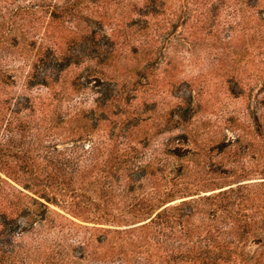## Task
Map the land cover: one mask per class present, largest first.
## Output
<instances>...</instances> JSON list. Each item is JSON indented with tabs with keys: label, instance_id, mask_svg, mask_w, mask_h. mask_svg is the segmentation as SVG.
Here are the masks:
<instances>
[{
	"label": "rangeland",
	"instance_id": "rangeland-1",
	"mask_svg": "<svg viewBox=\"0 0 264 264\" xmlns=\"http://www.w3.org/2000/svg\"><path fill=\"white\" fill-rule=\"evenodd\" d=\"M238 183L264 192V0H0V264H109L139 200Z\"/></svg>",
	"mask_w": 264,
	"mask_h": 264
},
{
	"label": "trees",
	"instance_id": "trees-1",
	"mask_svg": "<svg viewBox=\"0 0 264 264\" xmlns=\"http://www.w3.org/2000/svg\"><path fill=\"white\" fill-rule=\"evenodd\" d=\"M37 196L45 201L31 198L45 210L47 203L64 207V197ZM188 197L170 204L175 199L170 193L139 200L138 208L129 214L142 223L112 229L122 234L118 239L102 238L109 242L108 263L264 264V192L254 190L250 183H238ZM125 216L115 218L124 220Z\"/></svg>",
	"mask_w": 264,
	"mask_h": 264
}]
</instances>
